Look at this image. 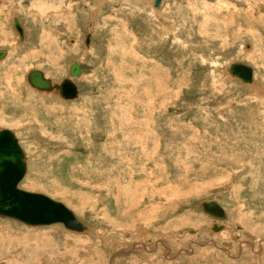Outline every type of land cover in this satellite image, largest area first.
<instances>
[{
    "label": "rangeland",
    "instance_id": "1",
    "mask_svg": "<svg viewBox=\"0 0 264 264\" xmlns=\"http://www.w3.org/2000/svg\"><path fill=\"white\" fill-rule=\"evenodd\" d=\"M149 2L0 0V130L27 157L19 188L91 229L0 219V264H264V0H161L180 38ZM76 61V100L27 84ZM233 62L253 87L229 77ZM203 200L234 232L210 229Z\"/></svg>",
    "mask_w": 264,
    "mask_h": 264
},
{
    "label": "water",
    "instance_id": "2",
    "mask_svg": "<svg viewBox=\"0 0 264 264\" xmlns=\"http://www.w3.org/2000/svg\"><path fill=\"white\" fill-rule=\"evenodd\" d=\"M161 0H153L152 5L158 8ZM13 29L23 40V29L18 19L14 18ZM90 35L85 37L88 44ZM5 57V52L0 50V60ZM226 72L230 77L243 84L252 83L251 68L241 62H233ZM69 75H79V64L73 62L69 67ZM27 83L34 89L44 92H54L64 100L75 99L77 91L74 83L65 78L59 84H52L42 72L33 70L27 74ZM26 172L25 156L12 132L0 130V218L11 219L29 227H45L55 224L62 225L65 229L74 232H84L86 228L61 202L54 201L39 193L21 190L17 187ZM200 207L204 213L216 220H224L222 208L212 201L203 200ZM219 225H212V230L221 229Z\"/></svg>",
    "mask_w": 264,
    "mask_h": 264
},
{
    "label": "bare ground",
    "instance_id": "3",
    "mask_svg": "<svg viewBox=\"0 0 264 264\" xmlns=\"http://www.w3.org/2000/svg\"><path fill=\"white\" fill-rule=\"evenodd\" d=\"M152 1L153 0H150V2H149V4L151 5L150 7H151V10L153 11V15H154V18H155V20L156 21H158V22H160L161 24H159L160 26H161V28H163V33L165 34H167V35H172V36H175V37H177V38H180V36L178 37V32L176 33L175 31H173L172 33L171 32H169V30H170V28H171V24H170V22L169 23H167V21L166 20H164V19H162V17L163 16H161V14H162V8H155V7H153V5H152ZM162 4H163V2H162ZM148 5V4H147ZM161 5V4H160ZM189 6H191V5H189ZM162 7V6H161ZM193 7V6H192ZM210 7V6H209ZM193 9H194V7H193ZM206 9H208V8H206ZM246 11H248V10H246ZM236 13V12H235ZM238 14H239V12H238ZM244 14V13H243ZM229 16V15H228ZM231 16H234L233 14L231 15ZM14 18H16V17H14ZM13 18V19H14ZM227 18V17H226ZM230 18V17H229ZM234 18H235V16H234ZM13 19H12V23H13ZM16 19H18V18H16ZM165 19H167V17H165ZM19 20V19H18ZM168 20V19H167ZM227 20H229V19H227ZM19 22L21 23V27H22V29H23V40H20V38H19V36H18V34L16 33V31L14 30V33H15V35L17 36V38H18V41L20 42V43H25V39H26V36H25V31H24V27H23V24H22V22L19 20ZM169 24V25H168ZM204 24H205V21H204ZM12 28H13V26H12ZM181 40V39H180ZM89 41H90V37H89V39H88V44L87 45H84L85 47H88V45H89ZM250 47V45H248L245 49H247L248 50V48ZM3 51L5 52V57L3 58V59H5L6 58V56H7V54H8V51L6 50V49H3ZM3 59H1V60H3ZM0 60V61H1ZM76 62H78V61H76ZM243 63V62H242ZM78 64H79V62H78ZM250 67V66H249ZM80 68H81V66H80V64H79V75L78 76H76V77H71L70 75H69V69H68V79H70L72 82H73V79H78L80 76H81V72H80ZM251 68V67H250ZM252 70V69H251ZM38 71H40V70H38ZM40 72H42V74H43V76L45 77V74H44V72L43 71H40ZM228 74V73H227ZM229 77H230V75H229ZM46 79H48L47 77H45ZM231 79H233V80H236V81H238V82H240L239 80H237V79H234V78H232L231 77ZM50 81H51V83L52 84H59L60 82H53L51 79H49ZM26 81H27V77H26ZM254 77L252 76V83L249 85V84H243V85H249V86H251V87H253V85H254ZM74 83V82H73ZM241 83V82H240ZM28 84V83H27ZM161 84V83H160ZM160 84H159V86H160ZM163 84V83H162ZM29 85V84H28ZM74 85H75V83H74ZM30 86V85H29ZM31 87V86H30ZM75 87H76V85H75ZM32 88V87H31ZM32 89H34V88H32ZM161 89V88H160ZM35 91H37L38 93H42V94H52L53 96H55V97H57V98H59V99H61V101H73V100H76L77 98H78V90H77V87H76V91H77V96H76V98L75 99H71V100H64V99H62L58 94H56V93H54L53 91L52 92H44V91H38V90H36V89H34ZM25 115V114H24ZM9 131V130H8ZM11 132V131H10ZM138 133V132H137ZM136 133V134H137ZM13 135L15 136V134L13 133ZM15 138L17 139V137L15 136ZM139 138H141V137H139ZM17 141H18V144L20 145V143H19V140L17 139ZM132 142H129V144H131ZM128 146V145H127ZM130 146V145H129ZM20 147H21V145H20ZM21 149H22V147H21ZM23 150V149H22ZM23 153H24V156H25V164H26V171H27V157H26V154H25V152H24V150H23ZM26 173V172H25ZM24 176H25V174H24ZM24 176H23V178H24ZM23 178H22V180H23ZM21 180V181H22ZM20 181V182H21ZM20 182L18 183V185H17V187L19 188V184H20ZM138 185H140V184H138ZM143 185V184H142ZM148 185V184H147ZM140 186H139V190H140ZM143 188V187H142ZM20 189V188H19ZM138 189V188H137ZM22 190V189H21ZM150 192H152V191H150ZM151 194V193H150ZM152 195H153V193H152ZM156 195V194H155ZM46 196V195H45ZM140 196H143V193H141L140 194ZM146 196V195H145ZM48 197V196H47ZM48 198H50V197H48ZM51 199V198H50ZM52 200H54V199H52ZM54 201H57V200H54ZM207 201H211V200H207ZM60 202V201H59ZM141 202V201H140ZM212 202H214V201H212ZM62 203V202H61ZM63 204V203H62ZM63 205H65V204H63ZM220 206V205H219ZM65 207H67L66 205H65ZM138 207V206H137ZM221 207V206H220ZM68 208V207H67ZM131 208V207H130ZM69 209V208H68ZM151 209V208H150ZM71 212H72V214H73V216L81 223V224H83L76 216H75V214H74V212L71 210V209H69ZM128 210V209H127ZM158 212V211H157ZM224 212V211H223ZM149 214V213H148ZM151 214V213H150ZM226 215V214H225ZM137 216V215H136ZM207 216H209V215H207ZM210 217V216H209ZM212 220H214V221H225V219L224 220H216V219H213L212 217H210ZM0 219H5V218H0ZM6 220H11V219H6ZM11 221H13V220H11ZM245 221V220H244ZM242 223H243V221H242ZM245 223V222H244ZM248 223H250V222H248ZM247 223V224H248ZM21 224V223H20ZM23 225V224H22ZM84 226H85V228H86V232H90V227L89 226H86L85 224H83ZM25 226V225H24ZM27 227H29V226H27ZM29 228H34V227H29ZM228 228V227H227ZM138 229V228H137ZM252 229V228H251ZM67 230V229H66ZM133 230V229H132ZM256 230V229H255ZM134 231V230H133ZM217 231V230H216ZM247 231V230H246ZM250 231V230H249ZM254 231V230H253ZM257 231V230H256ZM255 231V232H256ZM71 232H74V231H71ZM85 232V231H84ZM74 233H81L82 234V232H74ZM137 234V233H136ZM221 234V233H220ZM225 237H227V233H224L223 234ZM103 237H105V236H103ZM106 239V238H105ZM104 240V239H103ZM13 241V240H12ZM22 241V240H21ZM26 243V242H25ZM12 245V244H11ZM95 245V244H94ZM73 246V245H72ZM3 248V247H2ZM148 248H149V245H148ZM151 248H154V247H151ZM150 248V249H151ZM223 250H224V248H222ZM11 250V249H10ZM23 250V249H22ZM157 250V249H156ZM244 250V249H243ZM25 251V250H24ZM10 252V251H9ZM88 252V251H87ZM188 252V251H187ZM11 253V252H10ZM23 253V252H22ZM226 253V252H225ZM15 255V254H14ZM13 256V255H12ZM227 256V255H226ZM83 258V257H82ZM11 261H13V260H11ZM67 261V260H66ZM153 261H155V260H153ZM217 261V260H216ZM10 262V261H9ZM17 262V261H16ZM15 262V264H18V263H16ZM26 262V261H25ZM67 262H69V260L67 261ZM214 262V261H213ZM151 263V262H150ZM64 264V263H63ZM100 264V263H99ZM135 264V263H134Z\"/></svg>",
    "mask_w": 264,
    "mask_h": 264
},
{
    "label": "flooded vegetation",
    "instance_id": "4",
    "mask_svg": "<svg viewBox=\"0 0 264 264\" xmlns=\"http://www.w3.org/2000/svg\"><path fill=\"white\" fill-rule=\"evenodd\" d=\"M69 69V68H68ZM80 70H81V68H80ZM223 211H224V209H222ZM224 214H226V212L224 211ZM227 220V214L225 215V221ZM225 221H216L215 223L213 222L212 224H211V227H210V229L212 228V225H214V224H216V225H219V226H221L222 228L221 229H219V230H217V231H213V232H221V231H223V232H228L229 234H230V232L231 231H233V228H232V226L231 225H229V224H226L225 223ZM228 227V228H227ZM234 232V231H233Z\"/></svg>",
    "mask_w": 264,
    "mask_h": 264
}]
</instances>
